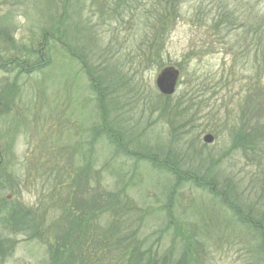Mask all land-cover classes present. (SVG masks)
I'll use <instances>...</instances> for the list:
<instances>
[{"label": "rangeland", "instance_id": "1", "mask_svg": "<svg viewBox=\"0 0 264 264\" xmlns=\"http://www.w3.org/2000/svg\"><path fill=\"white\" fill-rule=\"evenodd\" d=\"M97 2L0 0V264H55L76 186L111 205L97 223L123 224L122 247L84 264H127L133 248L264 264V147L245 144L264 137V0H184L161 33L159 12ZM166 68L171 96L155 86ZM15 206L35 215L26 228L5 226Z\"/></svg>", "mask_w": 264, "mask_h": 264}, {"label": "trees", "instance_id": "2", "mask_svg": "<svg viewBox=\"0 0 264 264\" xmlns=\"http://www.w3.org/2000/svg\"><path fill=\"white\" fill-rule=\"evenodd\" d=\"M118 4L122 0H115ZM130 2L134 3V9L136 11L143 12L142 14H152L157 13V21L160 25L159 31L164 32L165 31V25H166V15L175 16L180 11V5L184 0H157L155 3V7H152L150 9H142V5L144 0H129ZM115 2V5L118 6ZM102 5V0H98L97 5ZM130 8H132V5H129ZM259 15V14H257ZM256 20L260 21L261 17H255ZM257 21V24L254 25V30L252 32L255 34V37L258 38V41L262 39L261 32L263 31L261 29L262 25H259ZM245 23V22H244ZM251 24V23H250ZM246 25V24H245ZM252 26V24H251ZM56 31H58L56 29ZM61 39V38H60ZM58 39V40H60ZM56 40V37L54 36V31L52 29H48V31L44 32L43 41L47 44L48 41ZM161 46V45H160ZM255 56H254V63L253 64L256 68L255 71L259 72L261 70L262 66L264 65V46L261 43V46L258 45L255 48ZM41 59L42 56L40 55ZM11 63V62H10ZM39 66L43 65V62L39 61ZM23 62H19L16 60L15 62H12L11 65H14L16 68L23 67ZM92 78V76H91ZM245 144H249L250 146H258L264 147V137L261 138H252V134L248 135ZM253 143V144H252ZM79 180V178H78ZM4 179L0 175V187L2 188L4 186ZM68 187V193L67 197H70L71 192L70 190L73 189L72 186ZM87 188V189H86ZM227 191H232L233 189L231 187H227ZM57 189V188H56ZM53 189L52 191L56 190ZM96 192L95 189H88L86 186H76L75 192L72 193V206L69 207L70 210L65 212V222L63 224V228L61 229V238L66 243V239L70 241V244L68 246H62L61 244H56L54 247H51L50 252L52 255L56 254L58 257L54 259L55 264H84L87 259L90 261L91 258L95 257L94 250H97L96 246L102 247L104 246L105 250H111L112 244L116 245L114 248L118 249L119 247H122L123 239H120L117 231L120 230L122 227V220H117V217H115L114 223L109 224L106 227H102L99 223L95 221V218L99 219L101 214H106V212L110 211L112 207L108 203H105L104 201L102 203L95 202L94 196ZM227 198V195H224ZM59 195V200L60 199ZM62 201V200H61ZM61 201H58L56 203H59ZM97 203V204H96ZM251 210V209H249ZM3 211V210H2ZM9 215L5 216L7 223L5 226L9 227H16L18 229L19 227L25 225V228L27 225H29L30 219L35 217L33 213H30L29 211L25 210L22 206H15L8 210ZM120 212V209H117L114 211V214H117ZM35 213V212H34ZM37 214V213H36ZM260 216V214H257ZM40 218L43 216L40 215ZM262 217V216H261ZM2 219V217L0 218ZM29 220V221H28ZM1 221V220H0ZM33 223V220H31ZM260 225L262 222L259 220L257 222H254V225ZM18 227V228H17ZM208 229V228H207ZM209 232V231H206ZM64 243V244H65ZM198 248L199 242L195 241L194 243ZM113 245V246H114ZM66 251H64V249ZM103 248V249H104ZM1 252V247H0ZM70 252H73L74 254L70 255ZM91 253L92 255H90ZM258 253L264 257V247L258 250ZM259 255V256H260ZM191 254L189 252L184 253L183 256H181L180 259L174 258L172 253L168 254L162 259L158 256L157 253L154 251H150V249L141 251L138 250V248H133L132 251H130V257L128 260L129 264H194L195 261L191 258ZM127 263V264H128Z\"/></svg>", "mask_w": 264, "mask_h": 264}, {"label": "water", "instance_id": "3", "mask_svg": "<svg viewBox=\"0 0 264 264\" xmlns=\"http://www.w3.org/2000/svg\"><path fill=\"white\" fill-rule=\"evenodd\" d=\"M179 80V72L174 68H166L162 70L156 78L155 86L158 92L163 96L174 95ZM203 142L211 144L213 137L206 135L203 138ZM1 163V158H0Z\"/></svg>", "mask_w": 264, "mask_h": 264}]
</instances>
